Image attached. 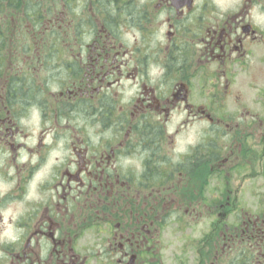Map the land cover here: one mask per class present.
I'll list each match as a JSON object with an SVG mask.
<instances>
[{"label": "flooded vegetation", "instance_id": "af4514ba", "mask_svg": "<svg viewBox=\"0 0 264 264\" xmlns=\"http://www.w3.org/2000/svg\"><path fill=\"white\" fill-rule=\"evenodd\" d=\"M0 264H264V0H0Z\"/></svg>", "mask_w": 264, "mask_h": 264}]
</instances>
